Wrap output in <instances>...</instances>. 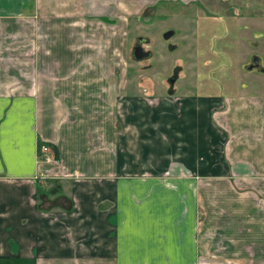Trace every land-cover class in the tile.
<instances>
[{
    "label": "crops",
    "instance_id": "crops-1",
    "mask_svg": "<svg viewBox=\"0 0 264 264\" xmlns=\"http://www.w3.org/2000/svg\"><path fill=\"white\" fill-rule=\"evenodd\" d=\"M72 2L0 0V264H264V94L127 95Z\"/></svg>",
    "mask_w": 264,
    "mask_h": 264
},
{
    "label": "rangeland",
    "instance_id": "rangeland-1",
    "mask_svg": "<svg viewBox=\"0 0 264 264\" xmlns=\"http://www.w3.org/2000/svg\"><path fill=\"white\" fill-rule=\"evenodd\" d=\"M58 1L61 6L73 1L77 25L87 24L92 33L83 42H90L95 55L112 57V65H123L127 95L147 99L151 94L165 103L171 92L221 98L240 92L264 94V72L253 66L248 69L252 61L246 52L250 32L264 30V21L245 20L264 13V0ZM86 3L87 17L91 16H85L87 21L82 6ZM165 32L169 34L163 37ZM141 37L147 41L140 46L149 56L135 60L131 48ZM172 82L175 85L170 86ZM223 111V100H217L209 115L212 126L217 128L218 121L224 130Z\"/></svg>",
    "mask_w": 264,
    "mask_h": 264
},
{
    "label": "built area",
    "instance_id": "built-area-1",
    "mask_svg": "<svg viewBox=\"0 0 264 264\" xmlns=\"http://www.w3.org/2000/svg\"><path fill=\"white\" fill-rule=\"evenodd\" d=\"M37 157L40 162L45 164H54L56 162L52 148L44 143L38 146Z\"/></svg>",
    "mask_w": 264,
    "mask_h": 264
},
{
    "label": "water",
    "instance_id": "water-1",
    "mask_svg": "<svg viewBox=\"0 0 264 264\" xmlns=\"http://www.w3.org/2000/svg\"><path fill=\"white\" fill-rule=\"evenodd\" d=\"M169 33H164L163 34V37H165L166 35L168 36ZM139 41H141V38H139ZM131 56L133 57V59L135 60H139V59H142V58H147L149 56V52L148 51H144L142 49V47L139 45V44H136L134 45L132 48H131ZM252 63L251 65L248 67L249 69L252 67V66H256L257 64V57L256 56H253L252 59H251Z\"/></svg>",
    "mask_w": 264,
    "mask_h": 264
},
{
    "label": "flooded vegetation",
    "instance_id": "flooded-vegetation-1",
    "mask_svg": "<svg viewBox=\"0 0 264 264\" xmlns=\"http://www.w3.org/2000/svg\"><path fill=\"white\" fill-rule=\"evenodd\" d=\"M137 41H138V44L140 45L141 43H146L147 40H146L145 38H142V37H141V41H139V38L137 39ZM134 45H136V44H134ZM134 45H133V46H134ZM133 46H132V47H133Z\"/></svg>",
    "mask_w": 264,
    "mask_h": 264
},
{
    "label": "trees",
    "instance_id": "trees-1",
    "mask_svg": "<svg viewBox=\"0 0 264 264\" xmlns=\"http://www.w3.org/2000/svg\"><path fill=\"white\" fill-rule=\"evenodd\" d=\"M40 144H41V143L38 141V142H37V149H38V146H39ZM51 148H52V150H53L54 157H55V151H54V147L52 146Z\"/></svg>",
    "mask_w": 264,
    "mask_h": 264
}]
</instances>
